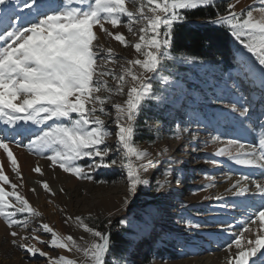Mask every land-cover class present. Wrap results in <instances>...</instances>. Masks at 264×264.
<instances>
[{
    "label": "snow or ice",
    "instance_id": "1",
    "mask_svg": "<svg viewBox=\"0 0 264 264\" xmlns=\"http://www.w3.org/2000/svg\"><path fill=\"white\" fill-rule=\"evenodd\" d=\"M10 2L0 0V6ZM21 2L28 9L31 19L21 18L12 23L9 18L8 24L4 25L0 18V149L6 153L18 177L22 174L9 146L12 143L18 147L24 146L37 155L51 153L48 159L53 165L81 180H92V172L115 168L119 163V171L126 184L125 205L131 197L139 194L140 186L149 185L148 174L162 176L163 179H156V185L158 191L164 189L169 183L168 177L174 172L173 160L170 157L161 158L167 152L166 148L154 154L136 142L135 137L141 131L137 118L147 100L160 99L154 95L152 81L164 70L165 64L174 59L172 50L178 39V29L184 24L194 23L189 19V14L194 11L216 10L210 23L223 29L251 54V61L259 66V87L264 90V0H259V7L253 4L240 11L235 10L234 3L226 0ZM221 3H226L223 12L220 11ZM128 4L134 10H130ZM123 23H126L129 32H133V25H140L137 41L129 42L124 34L119 31L113 34L105 27V24H109L117 28ZM97 25L103 34L109 37L114 35L121 45L131 46L137 54L133 59L124 58L119 72L107 67L109 61L117 62L116 53L99 43L94 31ZM106 77L115 81V85H110ZM115 96H126V99L115 102ZM216 102L223 105L222 114L227 110V115L235 114L244 119L250 115V106L238 107V104L249 103L247 97H237L236 102L230 104H225L224 97H217ZM110 124L114 125V133ZM146 127L152 131L150 126ZM113 134L116 139L110 144ZM156 134L159 138V129ZM196 138L193 133L192 139ZM211 141L218 143L220 137L213 136ZM215 155L226 156L243 167L258 168L260 174L264 175V136L259 138L258 143L248 144L229 139L224 142V147L217 149ZM211 163L215 164L216 161ZM33 171L41 173L39 166ZM246 181L255 185L252 195H259L258 205L247 195L251 190L246 183L242 185ZM0 182V218L10 229L11 244L23 249L26 255L47 257L48 253L35 244L18 243L17 237L21 241L36 240L53 251H71L75 248L83 254L87 264H120L127 249L119 235L114 238L111 232H102L86 223V220L92 219L90 213L87 217H74L76 224L94 238L84 246L78 245L71 235L62 236L48 223L38 225L41 235L51 237L47 241L36 235L38 228H32L31 235L23 236L12 230L19 228L27 232L32 218L42 214L17 190V184L11 183L3 172L2 164ZM3 184L10 185L12 190L7 191ZM41 184L46 192L55 195L48 181ZM233 187L235 191L232 195L244 199L239 204L221 206L225 210L228 207H243L247 215L241 222L244 226L242 230L232 233L235 238L226 244L230 252L229 264H264V180H253L251 175H242ZM217 199L223 200V197ZM111 215L110 212L109 217ZM72 219L68 216L64 223ZM257 220L261 231L254 240L246 239L245 232H251L248 225L255 224ZM118 223L124 225L125 220L120 219ZM230 227L225 226L222 230L229 232ZM50 264L77 262L60 256L50 258Z\"/></svg>",
    "mask_w": 264,
    "mask_h": 264
},
{
    "label": "rangeland",
    "instance_id": "2",
    "mask_svg": "<svg viewBox=\"0 0 264 264\" xmlns=\"http://www.w3.org/2000/svg\"><path fill=\"white\" fill-rule=\"evenodd\" d=\"M52 2L56 3L58 0ZM226 2L234 3L236 11L253 4L260 6L259 0ZM219 6L223 12L226 3ZM128 7L134 10L131 4ZM0 18L4 25L8 24L9 18L12 23L21 18L31 19L21 0H11L10 4L0 6ZM192 21L207 23L201 19ZM105 27L113 34L117 31L124 34L129 42L138 40L140 25H133V32L128 31L126 23L117 28H112L109 24H105ZM94 31L99 37V43L116 53L117 62L109 61L108 68L119 72L120 64L125 62L124 58H136L134 48L121 45L114 39V35L109 37L103 34L98 25ZM134 32L137 34L134 35ZM231 43L236 55L232 69L227 70L217 62L190 60L187 59L190 57L188 55H175L172 52L174 59L168 61L164 70L152 81L154 95L160 99L145 102L143 111L137 118L141 131L136 136L141 147L148 148L154 154L166 148L167 152L161 158L170 157L173 160L174 172L168 177L169 183L162 190H157L156 179L163 177L148 174L146 178L150 181L149 185L140 186L139 194L131 197L130 202L125 205L126 184L119 171V163L115 168L92 172V180H81L63 172L58 165H53L48 159L51 153L37 155L24 146L18 147L12 143L9 146L18 160L22 174L18 177L13 172L6 153L0 149V164L4 174L11 183L17 184V190L42 214L32 218L33 222L27 232L19 228L12 230L23 236L31 233L32 228L48 223L62 236L71 235L78 245L84 246L94 238L76 224L74 217H87L90 213L92 219L85 221L90 226L102 232L118 233L125 238L123 246L127 252L120 264H229L228 259L222 255L228 250L226 244L230 242L232 232L241 231L244 227L241 222L247 213L243 207H228L225 210L221 205L239 204L244 199L232 195L235 191V182L232 181H237L242 175H251L253 180L264 179V175L260 177L258 168L243 167L226 156L215 155L217 149L224 147V142L229 139H238L248 144L258 143L259 138L264 136V90L259 87V66L253 64L251 54L232 37ZM106 79L110 85H115V81ZM241 96L247 97L249 101L248 104H238V107L250 106L247 119L238 118L235 114L227 115V110L225 114L221 113L223 105L216 102L217 97H224L225 104H230ZM124 99L126 96L114 97L115 102H123ZM109 126L114 133V125ZM146 126H150L152 131ZM185 128L189 130L184 131ZM157 129L160 131L159 138ZM193 133L197 137L195 140L192 139ZM213 136H219L220 142L213 143ZM115 139L113 134L109 143H114ZM151 141L155 143H150ZM213 160L216 161L215 164L211 163ZM83 163L87 164L88 161ZM37 166L41 173L33 171ZM42 181H48L55 195L43 189ZM246 182L251 190L247 195L258 204L259 196L252 195L255 185L250 181ZM3 187L7 191L12 190L8 184H3ZM61 188L64 189L63 192L60 191ZM221 196L223 200H218L217 197ZM110 212L112 215L109 217ZM51 214L56 216L53 220ZM68 216L73 219L65 224L64 220ZM120 219L125 220L124 225L118 223ZM109 220L112 221L111 224ZM256 222L252 237L261 231L260 222ZM195 225L201 227L197 228ZM225 226H231L229 232L222 230ZM9 232L6 222L0 218V264H50V258L60 256L73 259L77 264H87L86 258L75 248L71 251H53L45 244H40L42 251L48 253L47 257L26 255L23 249L11 244ZM36 235L45 241L51 238L49 235H41L39 228ZM16 239L18 243H25L20 237Z\"/></svg>",
    "mask_w": 264,
    "mask_h": 264
},
{
    "label": "trees",
    "instance_id": "3",
    "mask_svg": "<svg viewBox=\"0 0 264 264\" xmlns=\"http://www.w3.org/2000/svg\"><path fill=\"white\" fill-rule=\"evenodd\" d=\"M216 15L214 8L201 9L189 14L190 20H204L207 23L198 22L184 24L178 29V39L172 52L175 55L185 54L196 57L202 63H220L225 69L234 67L236 55L232 47L231 36L223 29L210 23ZM142 122H140L141 124ZM140 142L138 136L135 137ZM118 233H113L115 238ZM119 238L123 244L125 238L120 234Z\"/></svg>",
    "mask_w": 264,
    "mask_h": 264
},
{
    "label": "bare ground",
    "instance_id": "4",
    "mask_svg": "<svg viewBox=\"0 0 264 264\" xmlns=\"http://www.w3.org/2000/svg\"><path fill=\"white\" fill-rule=\"evenodd\" d=\"M263 175H261L260 177H262ZM236 180V179H235ZM259 180H264V179H259ZM233 182H236V181H232V183ZM247 184V186L249 187V185H248V183L247 182H243V184ZM229 184H230V182H229ZM255 196H259L258 194L257 195H255ZM260 203V200L258 201V204ZM257 204V205H258ZM43 212H45V210L43 211ZM46 213V212H45ZM48 214H49V212H48ZM51 216V218H52V220L56 217V216H53V214H51L50 215ZM256 224H257V222H256ZM256 224H249L248 225V227L251 229V232L249 233V232H245V238L247 239V237L249 238V239H255V237H252L251 236V234H254L253 232V230L256 228ZM237 232H240V231H237ZM236 232V233H237ZM233 233V232H232ZM27 234H30L31 235V233L30 232H28ZM234 238V236H231V238H230V240L231 239H233ZM43 240V239H42ZM36 241V240H35ZM34 240H29V241H25V243H32V244H35V246L36 247H38V248H40L41 250H42V245H40L41 243H36ZM235 249H234V246H233V251H234ZM222 256H224L225 258H227L228 259V261H229V256H230V252H229V250H227L226 252H224V254L222 255ZM224 258V259H225ZM221 259V258H220ZM219 259V260H220ZM196 262V261H195Z\"/></svg>",
    "mask_w": 264,
    "mask_h": 264
}]
</instances>
